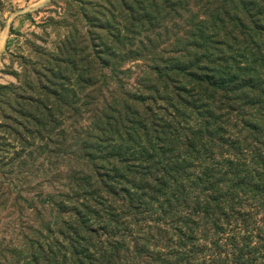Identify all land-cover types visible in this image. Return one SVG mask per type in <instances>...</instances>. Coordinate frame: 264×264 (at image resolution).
I'll return each instance as SVG.
<instances>
[{"label":"trees","instance_id":"obj_1","mask_svg":"<svg viewBox=\"0 0 264 264\" xmlns=\"http://www.w3.org/2000/svg\"><path fill=\"white\" fill-rule=\"evenodd\" d=\"M99 1L22 82V147L68 170L15 264H264V0Z\"/></svg>","mask_w":264,"mask_h":264},{"label":"rangeland","instance_id":"obj_2","mask_svg":"<svg viewBox=\"0 0 264 264\" xmlns=\"http://www.w3.org/2000/svg\"><path fill=\"white\" fill-rule=\"evenodd\" d=\"M100 6L99 0H0V264L16 263L22 237H31L40 221L59 219L47 197L57 199L68 170L66 163L55 169L36 157L41 144L35 139L25 138L23 149L22 82H41L67 43L87 42L88 22H97Z\"/></svg>","mask_w":264,"mask_h":264}]
</instances>
